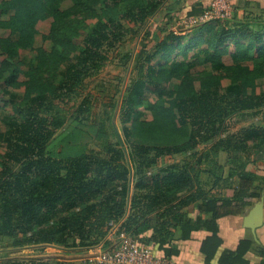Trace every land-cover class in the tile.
Wrapping results in <instances>:
<instances>
[{"label": "trees", "instance_id": "obj_1", "mask_svg": "<svg viewBox=\"0 0 264 264\" xmlns=\"http://www.w3.org/2000/svg\"><path fill=\"white\" fill-rule=\"evenodd\" d=\"M166 1L0 0V31L9 33L0 37V84L21 93L0 131V238L19 247L108 245V225L124 217L131 180L142 177L121 228L138 246L172 261L178 254L173 244L202 231L198 254L203 264H264V244L242 239L234 250H220L219 230L220 220L244 214L264 197V179L239 158L250 146L264 148V127L222 136L230 116L257 114L264 107V27L252 32L245 24L231 27V19L214 18L206 23L216 22V28L206 25L186 43L174 33L158 37L150 33L152 25L147 28L151 41L136 56V75L120 114L132 174L122 144L105 138L104 122L97 128L102 151L90 154L82 144L79 127L90 116L85 100L68 117L84 80L103 69L126 37L123 22L144 25ZM213 1L185 0L182 9L189 8L187 18L198 19L211 11ZM228 1L236 13L239 7ZM66 2L71 6L64 9ZM173 4L182 5L181 0ZM48 22L42 42L50 48H35L37 27ZM23 52L31 53L26 70ZM157 56L173 59L155 67L151 62ZM68 121L79 127L60 141L56 134ZM209 143L198 156V148ZM219 153L236 154L230 178L237 187L222 196L199 185L201 175L211 173L198 166L217 165ZM184 154L197 159L193 166L163 169L144 183L160 159ZM217 178L213 186L221 181Z\"/></svg>", "mask_w": 264, "mask_h": 264}, {"label": "rangeland", "instance_id": "obj_2", "mask_svg": "<svg viewBox=\"0 0 264 264\" xmlns=\"http://www.w3.org/2000/svg\"><path fill=\"white\" fill-rule=\"evenodd\" d=\"M172 0H167L154 16L148 19L144 25L132 24L129 22H123L124 27L127 29V35L123 41L117 45V47L109 53V61L103 67V69L94 77L84 80L81 88L80 95L72 107L71 103L68 107L71 110L67 111L68 117L76 110V108L82 103L83 100L87 102L89 108V120L86 125L81 127L77 123L65 124L64 128L59 131V140L61 141L64 136L68 135L72 131L79 127L81 129V142L86 145V150L90 154H97L102 151V138L97 135V128L101 122L105 124V138L109 143H120L124 151L125 160L124 164L129 169L131 174L133 173L132 165L128 160V143L125 141L122 132V126L120 125V114L123 109V103L127 96V92L131 86V83L136 75L135 59L139 51L151 41L150 37H147V28L152 25L150 33L155 31L158 37H164L169 33H174L177 37L182 38V43H186L190 37V34L195 33L198 29L205 28L208 25L211 29L216 28V22L211 24L205 21L194 20L195 18H187V12L189 8L182 9L185 0H181L182 5L173 4L169 5ZM218 3V2H216ZM220 3V2H219ZM71 6L70 2L63 4L64 9ZM223 3L216 5L215 11L217 14V8L221 9ZM162 11V14L159 13ZM170 12L169 15L166 13ZM264 13L257 11L255 7L250 6L246 10L239 12H232V8H229V15L225 16L231 27L238 24H245L247 28L252 32H260L264 27ZM162 16L163 19L156 23V20ZM222 19V18H221ZM195 21V22H194ZM38 25V35L35 37V48L45 47L46 50L50 48V45L43 44L42 35H45L49 30V24ZM156 23V24H155ZM221 24V23H219ZM153 25L156 26L153 29ZM149 32V31H148ZM9 36L8 32L0 31V37ZM233 47L231 46L230 49ZM31 53L23 52L21 60L24 65L23 70H26V64L28 63ZM173 56L167 59L157 56L151 62V65L158 67L171 61ZM225 64H230L229 58L223 59ZM251 62L246 63L249 65ZM262 83V81H260ZM227 84L226 81L223 82ZM260 91L257 90V92ZM147 99L153 100L154 98L149 95L145 96ZM21 93L18 90H5L4 86L0 84V131L4 130L2 120L7 116L12 109V106L19 104ZM148 118V116H147ZM264 127V107H262L257 114L247 112L240 114H233L224 121L222 134L235 135L242 129L249 126ZM211 143L206 146L199 147L197 155L203 153ZM233 156H228L226 153H219L217 156V165L213 166L203 163L199 165V169H210L211 175L202 174L199 178L200 186L205 191H211L213 194L222 196L225 194L228 188L237 187V180L230 178L232 171L236 170V165L233 163ZM242 162L249 161L251 164L249 169H256V174L262 180L264 179V148H257L250 146L246 153H242L239 156ZM196 158L189 156L188 154L176 155L171 157H165L158 161V163L151 167L150 170L144 175V183H147L152 175L164 174L161 170L174 167L175 171H179L181 167L193 166L196 162ZM255 166V167H254ZM212 171V172H210ZM215 175L214 177L212 176ZM218 177V178H217ZM142 178V177H141ZM139 178V179H141ZM221 179V181L213 186L215 179ZM139 179L131 180L130 191L127 195L126 209L124 217L115 223L108 225L107 235L105 240L107 243H101L96 245H89L86 247H62L58 245H38V246H25L19 247L15 245L14 240L8 238H0V264L8 261H40L47 264H99L97 262L98 254L105 250L112 248L113 244L118 242L121 236L130 237L129 234L123 232L122 223L126 221V218L130 214V206L132 196L137 192L135 183ZM262 187V183H259ZM196 186L194 187V189ZM193 189V190H194ZM261 188H259L260 190ZM143 192H140V194ZM189 210V209H187ZM185 210V211H187ZM190 211V210H189ZM132 239V238H131ZM104 240V241H105ZM72 243V242H71ZM194 257V256H193ZM198 257L195 255V258ZM196 264V261H195Z\"/></svg>", "mask_w": 264, "mask_h": 264}, {"label": "crops", "instance_id": "obj_3", "mask_svg": "<svg viewBox=\"0 0 264 264\" xmlns=\"http://www.w3.org/2000/svg\"><path fill=\"white\" fill-rule=\"evenodd\" d=\"M233 6L239 7L237 12L248 9L250 6L256 8L257 11L264 10V0H230ZM262 197V195H261ZM254 200L252 205L239 216H230L223 218L219 222L220 235L224 239V245L220 250H234L238 242L242 239H249L255 245L264 244V202L260 216L258 214L257 205H260V199ZM193 238L189 241L174 243L172 248L175 249V257L172 261L176 264H203L202 258L198 254L200 240L203 238L202 231L192 233ZM178 249V250H177ZM195 255L198 257L195 258ZM194 256V257H193ZM252 263H257V259L250 254L247 256ZM215 264V263H213Z\"/></svg>", "mask_w": 264, "mask_h": 264}, {"label": "built area", "instance_id": "obj_4", "mask_svg": "<svg viewBox=\"0 0 264 264\" xmlns=\"http://www.w3.org/2000/svg\"><path fill=\"white\" fill-rule=\"evenodd\" d=\"M219 2L223 3V7L221 9L217 8V12H220L217 14L215 8L216 5L220 4ZM229 8L230 3L228 0H214L211 4V11L194 20L206 22V20L214 18H226L225 16L229 15ZM97 262L99 264H174L169 259L157 257L149 249L141 248L133 239L125 236H121L119 241L114 243L109 250L100 252Z\"/></svg>", "mask_w": 264, "mask_h": 264}, {"label": "water", "instance_id": "obj_5", "mask_svg": "<svg viewBox=\"0 0 264 264\" xmlns=\"http://www.w3.org/2000/svg\"><path fill=\"white\" fill-rule=\"evenodd\" d=\"M264 202V197L262 195L261 199H260V205H257V207L255 209H257L258 214L260 216V212H261V208H262V203Z\"/></svg>", "mask_w": 264, "mask_h": 264}]
</instances>
